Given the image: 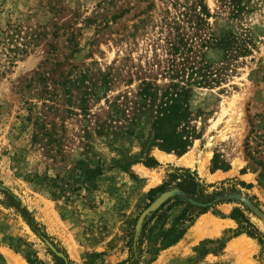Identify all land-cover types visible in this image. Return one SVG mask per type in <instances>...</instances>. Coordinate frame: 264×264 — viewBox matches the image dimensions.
<instances>
[{
    "label": "rangeland",
    "instance_id": "374dc122",
    "mask_svg": "<svg viewBox=\"0 0 264 264\" xmlns=\"http://www.w3.org/2000/svg\"><path fill=\"white\" fill-rule=\"evenodd\" d=\"M201 4L208 15L197 16ZM7 31L37 36L11 62ZM200 60L219 81L189 87L196 135L185 166L155 145L151 124L163 92ZM79 167L90 173L83 185ZM173 168L217 204L149 264H264V244L233 236L229 217L240 208L264 234V0H0V264H29L21 251L45 264L61 251L74 264H118L140 214L176 194L172 184L148 200ZM226 195L261 216L218 201Z\"/></svg>",
    "mask_w": 264,
    "mask_h": 264
},
{
    "label": "trees",
    "instance_id": "16d2710c",
    "mask_svg": "<svg viewBox=\"0 0 264 264\" xmlns=\"http://www.w3.org/2000/svg\"><path fill=\"white\" fill-rule=\"evenodd\" d=\"M236 10L238 11V7H236ZM206 11V6L201 4L197 16L203 14L208 15ZM14 35H17L16 37H19L21 41H18V38L13 39ZM14 35H10L7 31L2 39V48L6 52L8 62H11L19 53H26L28 47L35 43L37 39V36L23 38L19 36V33H14ZM12 41H18V44H14L13 46L9 45ZM205 42L209 41L204 40L203 43ZM182 47L172 45V50L176 54H182L181 49H184L185 46L183 45ZM188 51H190V48L187 49L186 53ZM186 70L189 71L186 82L182 81L183 83L181 85L175 84L172 92L168 91L171 88L169 87L161 95L160 104H158L157 110L155 111L157 114L151 124V136L155 145L161 150L173 151L177 155H181L187 150L196 135L195 130L189 124L191 118V110L187 102L190 91L189 87L210 85L213 82L216 83L219 81L218 70L213 69L211 65L203 60L193 61L188 65ZM212 75L215 76L212 77ZM140 96L144 100L145 105H147L146 101L149 102L148 106L155 98L154 92L149 85H145L141 89ZM157 164L153 159L144 162V165L149 167ZM213 168L216 169L219 167L214 165ZM87 169L79 167L75 173L73 182L80 183V185L85 184L90 174ZM167 177L169 178L167 182L149 190V202H152L158 193L163 192L172 184L177 189L176 194L166 200L146 218L137 235H135L134 226L131 228L125 244L128 256L118 264L151 263L161 250L180 240L200 214L207 212L212 206L217 204L213 202L215 195L198 196L200 191H198L196 177L188 169L173 168V171ZM177 205H183V208L171 219L167 226L166 223L170 216V210ZM229 217L237 224L236 229L230 230L233 236L245 234L248 237L256 239L260 244H264V234L250 222L240 208H233ZM134 223H136V219ZM31 227L33 226L31 225ZM15 250L20 251L17 248ZM21 252L29 264H45L35 253L28 251ZM61 252L62 254L51 253L54 264H74L64 251Z\"/></svg>",
    "mask_w": 264,
    "mask_h": 264
},
{
    "label": "water",
    "instance_id": "95a60500",
    "mask_svg": "<svg viewBox=\"0 0 264 264\" xmlns=\"http://www.w3.org/2000/svg\"><path fill=\"white\" fill-rule=\"evenodd\" d=\"M162 196L158 197L156 200H154L139 216L136 226H135V235H137L140 231V228L144 222V220L147 218V216L151 213V211H153L154 209H156L160 203L164 200L163 198H161ZM230 198H236L242 202H244L253 212L257 213L259 216L260 213L257 211V209L245 198H241L240 196L237 195H233V196H222L220 198H218V201H224V200H228Z\"/></svg>",
    "mask_w": 264,
    "mask_h": 264
},
{
    "label": "bare ground",
    "instance_id": "6f19581e",
    "mask_svg": "<svg viewBox=\"0 0 264 264\" xmlns=\"http://www.w3.org/2000/svg\"><path fill=\"white\" fill-rule=\"evenodd\" d=\"M158 156L160 158H163V159H166L168 158L169 154H166V153H163V152H160L158 153ZM182 165H189L191 162V157H190V154L189 152H186L185 154L181 155L178 159H177ZM158 177H155V180H157ZM205 220V219H204ZM206 221V220H205ZM206 225V224H205ZM240 247L241 249L243 250H246V249H250L249 245L248 244H240Z\"/></svg>",
    "mask_w": 264,
    "mask_h": 264
}]
</instances>
